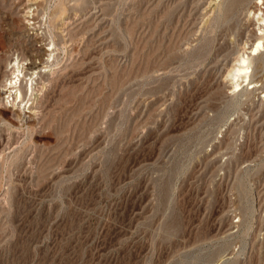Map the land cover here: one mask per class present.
Masks as SVG:
<instances>
[{"label": "rangeland", "instance_id": "rangeland-1", "mask_svg": "<svg viewBox=\"0 0 264 264\" xmlns=\"http://www.w3.org/2000/svg\"><path fill=\"white\" fill-rule=\"evenodd\" d=\"M252 1L0 0V264H264L257 242L220 263L252 217L256 134L236 143L246 96L224 80ZM32 38L56 50L13 107Z\"/></svg>", "mask_w": 264, "mask_h": 264}, {"label": "built area", "instance_id": "built-area-1", "mask_svg": "<svg viewBox=\"0 0 264 264\" xmlns=\"http://www.w3.org/2000/svg\"><path fill=\"white\" fill-rule=\"evenodd\" d=\"M260 7V21L250 28L251 31H256L257 36H262L260 41H255L252 37L248 40V45L245 49V55H249L251 58H255L249 67L248 74L250 80L244 84V96H246L245 111L242 112L243 117L249 120V125H244L239 132L236 143L243 145L247 142L250 131L256 134V141L253 143V150L251 156L240 159V169L245 176L251 177L250 180V194L252 202V217L250 227L243 239L245 244L240 247L236 245L234 250L223 256L220 259L226 261L237 255L239 258L245 260L249 258L252 253L254 243H258L256 251L258 254L263 255V243H264V65L257 62L259 58H264V1L259 3ZM253 28V29H252ZM257 47V52L254 50ZM245 98V97H244ZM226 159V158H225ZM230 223L227 235H238L242 228L246 225L247 216L242 213L237 206H233L229 211ZM250 244V246H249Z\"/></svg>", "mask_w": 264, "mask_h": 264}, {"label": "bare ground", "instance_id": "bare-ground-1", "mask_svg": "<svg viewBox=\"0 0 264 264\" xmlns=\"http://www.w3.org/2000/svg\"><path fill=\"white\" fill-rule=\"evenodd\" d=\"M34 1H38V0H34ZM262 1H264V0H255L254 2L252 1V4H250V6L252 8L251 7L247 8L248 18L253 22V25L256 24L257 21H260V17H259L260 7H258V5ZM56 5H58V3ZM64 11H65L64 5H62V4L59 5V8L55 11V13H56L55 18H58V16H60L62 13H64ZM31 12H33V9H31V8H28V10L26 11V13L29 14V17H30ZM66 12H67V10H66ZM27 21H29V20H27ZM250 27H251V25H250ZM27 29H28V27H27ZM252 37H254L255 41H258V42L262 38V36H257L256 31L254 30V31H251L250 36H247L245 40H242L241 42H239L236 53H235L234 57L232 58V61L228 65V67L226 69V73L224 75L225 76L224 80L226 81L225 86L227 87L228 93L231 94L232 98H235L237 96V94H239L240 96H242V95L244 96V93H245L244 92V84H246L250 80V75L248 74V71H249V67H250L251 62L255 58H251L249 55H245V49L248 45V40L251 39ZM20 38H22V37H20ZM30 41L31 42H30V45H29V48L27 51L28 54H26V56L24 55L25 57H23L20 60H18V57H17L16 59H14V61H15L14 63H12V60L10 61V63H9L10 74L6 77L4 85H3V90H5L7 92V96H5V97L8 98V101L11 102V106H13V107L14 106L20 107L21 103L24 104L27 96H28L27 99L29 100L35 94L34 93L35 86L33 83V79L38 76L37 73L41 72V67H39L40 62H38V64H37L36 59L38 57H41V62L48 64V60L50 58H52V56H53V51L56 50L55 49V43L53 40H51L52 43L46 42L48 44V47H46L44 52L41 51V48H39V45H38V42L41 41L40 39L32 38ZM49 45H51V46H49ZM254 52L255 53L257 52V47L254 50ZM44 56H47V57L45 58ZM32 58H35V60ZM25 59H30V62L26 64L27 65L26 67L23 66L24 65L23 61ZM53 64L54 63H49L50 67ZM42 67L48 68L47 70H49V67L47 65L42 66ZM36 70H38V71H36ZM44 71H46V70L44 69ZM5 97H3V98H5ZM246 98L247 97H245V98L242 97V100L245 102ZM27 104H28V102L25 103V105H27ZM32 104L33 103L28 104L27 108H29V110H34L35 107L32 106ZM25 105H24V107H25ZM16 114H18V113L16 112ZM230 126H231V121L229 122V124H226L225 127H230ZM221 130H222V128H221ZM223 130L225 131V128Z\"/></svg>", "mask_w": 264, "mask_h": 264}]
</instances>
